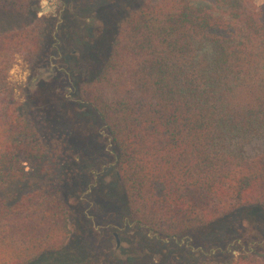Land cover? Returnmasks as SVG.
Masks as SVG:
<instances>
[{
  "label": "trees",
  "instance_id": "obj_1",
  "mask_svg": "<svg viewBox=\"0 0 264 264\" xmlns=\"http://www.w3.org/2000/svg\"><path fill=\"white\" fill-rule=\"evenodd\" d=\"M137 2L117 23L98 77L71 86L102 123L130 217L174 240L246 208L264 214V153L242 151L264 138V0ZM43 34L44 25L9 34L0 53L31 40L46 52ZM204 44L212 57L199 56ZM5 86L0 80V264H81L65 250L66 189L95 167L79 158L53 98L22 104ZM219 251L195 264H264L258 252Z\"/></svg>",
  "mask_w": 264,
  "mask_h": 264
},
{
  "label": "rangeland",
  "instance_id": "obj_2",
  "mask_svg": "<svg viewBox=\"0 0 264 264\" xmlns=\"http://www.w3.org/2000/svg\"><path fill=\"white\" fill-rule=\"evenodd\" d=\"M65 1L0 0V41L14 32L44 25L47 34L43 35L52 45L46 52L43 48L36 53L31 40L28 47L1 52L0 80L19 103L53 98L63 124L73 132L79 158L95 167L68 183L71 235L66 254L81 264H195L215 255L219 258V249L226 247L233 257L242 249L264 256V214L256 207L174 240L152 234L130 217L115 161L107 155L109 147L98 133L102 123L83 94L72 93V85H89L98 77L109 58L117 23L139 4L137 0H118L116 4L89 0L85 5L80 0ZM55 45L59 47L56 51L52 49ZM198 48L199 56L212 57L211 47ZM70 98V104H65L64 99ZM244 144L242 151L247 156L264 153L263 137ZM97 158L100 165L107 166L102 174L100 165L93 163ZM98 178L105 181L104 186H95Z\"/></svg>",
  "mask_w": 264,
  "mask_h": 264
}]
</instances>
